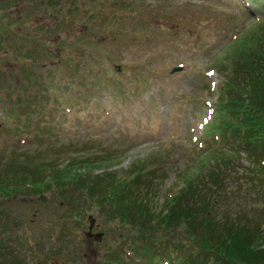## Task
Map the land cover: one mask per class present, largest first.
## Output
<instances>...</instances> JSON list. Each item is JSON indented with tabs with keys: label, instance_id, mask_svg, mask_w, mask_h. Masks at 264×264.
I'll return each instance as SVG.
<instances>
[{
	"label": "rangeland",
	"instance_id": "1",
	"mask_svg": "<svg viewBox=\"0 0 264 264\" xmlns=\"http://www.w3.org/2000/svg\"><path fill=\"white\" fill-rule=\"evenodd\" d=\"M254 5L248 12L242 0H0V181L8 182L0 183V264H172L163 253L147 261L148 251L133 250L129 225L51 179L68 157L97 160L81 173L127 181L140 172L157 210L189 169L212 158L223 181L214 214L258 219L264 231V178L254 157L219 151L220 136L208 133L226 101L222 85L234 77L224 57L237 46L229 43L248 26L252 33L264 0ZM8 168L25 170L29 186L12 188L23 177L6 180Z\"/></svg>",
	"mask_w": 264,
	"mask_h": 264
},
{
	"label": "trees",
	"instance_id": "2",
	"mask_svg": "<svg viewBox=\"0 0 264 264\" xmlns=\"http://www.w3.org/2000/svg\"><path fill=\"white\" fill-rule=\"evenodd\" d=\"M246 1L248 12H254L248 8L255 7V0ZM51 6V11L54 8L56 11L57 4L53 2ZM259 11L262 14L257 15V25L252 33H246L248 26L236 33L229 43L232 47L237 46L236 52L224 57L231 66L230 75L234 77L222 85L226 101L218 102L217 116L209 132L219 134V142L224 145L219 151L228 146V151L243 149L254 157L264 178V10ZM59 151L54 154L68 152ZM107 159L103 157L101 160L104 163ZM65 160L67 162L61 170H53L55 173L51 179L71 184L84 192L86 200L92 201L96 209H103L112 218L129 225L130 233L137 237L133 239L135 245L132 248L138 252L148 251L149 258L144 254L147 261L157 260L161 258L157 253H163L173 264H264V231L258 219L249 223L241 216L214 214L211 206L223 190L221 168L215 170L211 167L214 159L203 158L196 163L197 168L189 169L184 174L183 185L168 196L163 209L158 210L150 206L148 197H144L150 192V178L140 172L132 170L128 175L132 178L121 181L116 180L121 175L115 172L99 176L91 171H77L79 166L85 167L87 163L93 166L92 163L97 161L93 157H68ZM57 164H51V167ZM215 167H221V164L217 162ZM11 168L4 175L6 180H15L18 175L23 177L22 184L15 182L11 187L25 188L26 182L29 186L24 179L28 173L25 175V170L19 173ZM35 168L38 166L31 169ZM40 169L41 173L45 172ZM42 178L41 181L48 179ZM134 181L140 184L138 189L129 187ZM255 182L259 183V179L256 178ZM0 183L8 184L2 180ZM58 193L64 196L63 192ZM67 200L77 202L71 196ZM100 201L101 204L97 205Z\"/></svg>",
	"mask_w": 264,
	"mask_h": 264
},
{
	"label": "water",
	"instance_id": "3",
	"mask_svg": "<svg viewBox=\"0 0 264 264\" xmlns=\"http://www.w3.org/2000/svg\"><path fill=\"white\" fill-rule=\"evenodd\" d=\"M180 68H175L174 70H179ZM43 200H45V199H43ZM90 229H89V231L87 232V235H90L91 234V228H92V226H90L89 227ZM101 233H96V236H98V239H101Z\"/></svg>",
	"mask_w": 264,
	"mask_h": 264
},
{
	"label": "bare ground",
	"instance_id": "4",
	"mask_svg": "<svg viewBox=\"0 0 264 264\" xmlns=\"http://www.w3.org/2000/svg\"><path fill=\"white\" fill-rule=\"evenodd\" d=\"M89 222H90L89 225L93 227V226H94V221H93V219H89Z\"/></svg>",
	"mask_w": 264,
	"mask_h": 264
},
{
	"label": "snow or ice",
	"instance_id": "5",
	"mask_svg": "<svg viewBox=\"0 0 264 264\" xmlns=\"http://www.w3.org/2000/svg\"><path fill=\"white\" fill-rule=\"evenodd\" d=\"M208 75L211 76V75H213V73L210 72V73H208Z\"/></svg>",
	"mask_w": 264,
	"mask_h": 264
}]
</instances>
